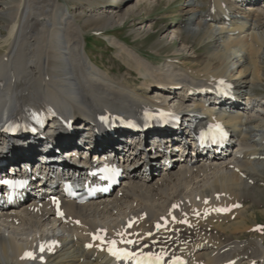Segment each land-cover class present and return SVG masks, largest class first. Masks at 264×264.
I'll return each instance as SVG.
<instances>
[{
	"label": "bare ground",
	"instance_id": "obj_1",
	"mask_svg": "<svg viewBox=\"0 0 264 264\" xmlns=\"http://www.w3.org/2000/svg\"><path fill=\"white\" fill-rule=\"evenodd\" d=\"M162 1L179 0H95L89 11L92 0L71 7L61 0H0V156L13 154L12 148L25 150L17 160L31 164L38 158L56 171L60 159L75 166L74 151L148 163L107 197L64 203L65 218H55L49 203L36 198L0 209V264H122L113 263L96 243L85 248L98 229L110 234L139 230L138 248L168 258L184 256L186 264H264V228L254 215L264 210V0H185L174 11L182 14L183 24L162 31L161 42L172 50H158L159 59L121 31L132 22L135 37L152 35L157 22L147 23L144 14ZM89 30L110 35L109 43L127 66L117 71L125 75L117 77L89 57L83 46L91 39ZM140 77L146 81L136 87ZM222 79L236 88L233 100L203 104L200 90ZM240 92L246 100H240ZM170 103L185 112L174 131L181 134L189 130L186 120L192 125L206 113L224 119L228 112L224 123L234 130L232 145L222 154L186 155L180 162L174 149L162 159L154 154L174 133L145 134V149L136 142L128 150L123 137L107 133V118L127 119L126 112L140 115ZM32 106L36 111L53 107V117L35 131L28 119ZM142 153L147 161L139 159ZM169 157L176 161L172 168L163 161ZM222 208L232 210L222 214ZM172 213L177 220L158 230L162 217ZM50 240L61 245L46 262L23 259Z\"/></svg>",
	"mask_w": 264,
	"mask_h": 264
},
{
	"label": "rangeland",
	"instance_id": "obj_2",
	"mask_svg": "<svg viewBox=\"0 0 264 264\" xmlns=\"http://www.w3.org/2000/svg\"><path fill=\"white\" fill-rule=\"evenodd\" d=\"M63 3L68 7H71L72 5H77L80 0H61ZM205 0H198L199 3H203ZM73 3V4H72ZM185 3V0H179L177 3H171L166 4V2L162 1L160 5H156L150 13L144 14V19H146L147 23L157 22V27L154 29V33L150 36L140 37L137 38L132 32V22H130L129 25H127L122 31L121 36L128 38L130 41L133 42L134 46L140 47V49L145 50L148 53L149 57H158L159 59L163 58V55H161L158 50H162L164 54L168 53L170 50H172V46H168L165 44V42L162 41V31L167 29L168 27L180 26L184 22V17L182 14H178L176 9H181ZM95 0H92L90 6L86 7V10L89 11L92 6H94ZM165 13V14H164ZM163 16V17H162ZM148 19V20H147ZM131 21V20H130ZM160 28H163L162 30ZM94 34H92V30H89L86 34L87 37H91V39L85 40V43L83 46L88 51L89 57L95 60V62L98 65H101L103 68L107 69L108 71H111L115 76L120 77L122 75H125V71H117V69L121 67L127 66L124 64L122 59L117 54L115 48L109 43L107 37L106 31L104 30L101 34H98L100 36H92L97 35L95 31H93ZM120 33V31H118ZM161 43V46L159 44ZM100 67V66H99ZM116 71V72H115ZM127 78H130L126 76ZM16 155H22L24 151L18 149L15 150ZM176 155V154H174ZM263 203H264V196H263ZM258 219L260 220V225L264 224V210H261L260 208L255 211L254 214ZM242 264H245L244 261H242Z\"/></svg>",
	"mask_w": 264,
	"mask_h": 264
},
{
	"label": "snow or ice",
	"instance_id": "obj_3",
	"mask_svg": "<svg viewBox=\"0 0 264 264\" xmlns=\"http://www.w3.org/2000/svg\"><path fill=\"white\" fill-rule=\"evenodd\" d=\"M221 83H223V81H221ZM102 119H106V118L102 117ZM214 127H216L217 129L220 128L219 125H216V126H214ZM220 133H221V135H224V133L222 132V130H220ZM5 183H11V182H10V181H5ZM220 210H221V211H227L228 209H220ZM97 238L100 239L101 237H97ZM115 243H116L115 241H112V244H113V245H115ZM128 243H132V241H128ZM41 250H43V249H41ZM109 251H113V249L110 248ZM120 253H121V250H119V249H116V250L113 252L114 255H119ZM123 255H124L125 257H132V256L134 255V253L124 251V252H123ZM151 255H152V254L149 253V256H151ZM25 257H29V258H33V259L35 258V257L33 256L32 253H26V254H25ZM156 259L159 260L160 258H159V257H156Z\"/></svg>",
	"mask_w": 264,
	"mask_h": 264
}]
</instances>
